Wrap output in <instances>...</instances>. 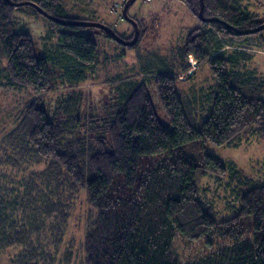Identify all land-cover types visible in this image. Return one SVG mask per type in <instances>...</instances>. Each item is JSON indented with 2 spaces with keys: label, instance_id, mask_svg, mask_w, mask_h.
<instances>
[{
  "label": "trees",
  "instance_id": "trees-1",
  "mask_svg": "<svg viewBox=\"0 0 264 264\" xmlns=\"http://www.w3.org/2000/svg\"><path fill=\"white\" fill-rule=\"evenodd\" d=\"M9 1H32L62 19H86L68 16L61 0H0V62L9 73L4 85L40 94L59 80L84 83L99 61L90 31L96 27L52 20L57 46L41 55L32 35L15 29L13 8L20 5ZM184 1L199 12L200 0ZM203 15L218 20L199 18L178 57L182 72L190 69V56L199 65L208 62L214 82L189 98L178 90L174 63L157 71L154 83L170 125L158 117L144 79L115 75L114 93L97 112L91 107L87 119L72 96L54 111L33 100L0 138V167L22 173L12 187L0 179V252L17 248L12 264H56L82 192L90 206L84 264H264V179L204 149L207 143L264 139V74L246 68L252 54L240 45L264 42V28L237 33L263 24L264 12L249 11L240 0H204ZM194 140L202 143L200 155L185 156L184 146ZM204 175L217 178L216 188L229 189L228 213L202 195L209 189L200 187ZM178 237L223 244L183 263L173 248Z\"/></svg>",
  "mask_w": 264,
  "mask_h": 264
},
{
  "label": "rangeland",
  "instance_id": "rangeland-1",
  "mask_svg": "<svg viewBox=\"0 0 264 264\" xmlns=\"http://www.w3.org/2000/svg\"><path fill=\"white\" fill-rule=\"evenodd\" d=\"M130 0H61L68 16L86 18L83 21L101 22L119 35L133 37L134 26L126 20L123 14L124 6ZM245 8L260 14L264 12V0H240ZM128 14L139 24L138 44L122 45L115 39L105 37L96 28L90 31L95 34L98 45V62L90 72L88 79L79 85H70L57 81L55 88L43 93L29 90L19 92L6 87L4 82L8 78L5 61L0 62V138L13 128L21 113L33 100L48 106L51 111L56 110L69 96L75 98L78 110L87 119L91 107L97 112L100 105L105 103L115 91L114 78L119 75L125 79H144L148 86L156 113L160 120L170 125L169 116L164 111L154 83V75L167 64L174 63V71L178 74L177 87L181 95L192 98L203 87L205 90L214 82L212 71L208 62L200 65L188 58L190 69L182 72L181 60L178 50L182 41L191 28L201 24L199 12L192 11L190 5L184 0H136L128 8ZM80 18V19H81ZM95 21H94V20ZM82 20V19H81ZM13 21L15 29L23 30L32 35L38 54H47L56 49L57 32L52 19L42 14L31 5H20L13 8ZM55 21V20H54ZM136 21V22H137ZM138 24V23H137ZM95 27V26H89ZM102 29V28H99ZM103 30V29H102ZM264 34V30H263ZM256 46L247 48V44L240 43L244 49L252 54L245 62L246 68L257 70L264 74V42L254 40ZM134 46V47H132ZM234 47V46H232ZM142 71H147L143 73ZM150 72V73H149ZM112 77V79H110ZM96 107V108H95ZM202 143L194 140L184 146L185 156L198 157L202 151ZM205 150L215 156L233 161L243 172L256 180L264 179V139L250 136L237 145L217 146L205 144ZM8 166V165H7ZM22 173L17 169L6 166L0 167V178L5 180L8 187L18 182ZM223 186L226 180L223 181ZM218 184L215 176L204 175L200 179V187L209 188L207 194L202 193L205 199H212L222 214L228 213L226 196L229 189L216 188ZM201 189V188H200ZM17 192V191H16ZM90 206L84 193L77 198L72 209L71 219L65 228L64 238L59 247L56 264H84L83 240L89 221ZM52 226L50 227V230ZM49 234V233H48ZM222 243L215 240L210 247L206 240L192 241L185 238H176L173 243L174 250L183 263L200 260L207 257L212 250ZM17 248L6 247L0 252V264H12V256Z\"/></svg>",
  "mask_w": 264,
  "mask_h": 264
},
{
  "label": "water",
  "instance_id": "water-1",
  "mask_svg": "<svg viewBox=\"0 0 264 264\" xmlns=\"http://www.w3.org/2000/svg\"><path fill=\"white\" fill-rule=\"evenodd\" d=\"M136 0H130L123 9V14L126 20L130 21L133 26H134V35L131 39H125L123 37H121L118 33H116L114 30H112L111 28H109L107 25L101 23V22H92V21H83V20H67V19H62V18H58L55 16H52L51 14L47 13L46 11H44L41 7H39L36 3L32 2V1H24V2H20V3H12L13 5H32L34 6L39 12H41L42 14L46 15L47 17L51 18L52 20H55L57 22H60L62 24H73V25H79V26H95V27H99L102 28L103 30H105L113 39H115L117 42L121 43L122 45H134L137 40H138V35H139V28H138V24L136 22L135 19H133L132 17L129 16L128 14V8L131 4H133ZM203 8H204V0H200V10H199V18L205 22H211V21H217V18H211V17H206L203 15ZM264 28V23L261 24L260 26H258L257 28H253V29H249V30H238L237 33L239 34H243V33H254L257 32L261 29Z\"/></svg>",
  "mask_w": 264,
  "mask_h": 264
},
{
  "label": "bare ground",
  "instance_id": "bare-ground-1",
  "mask_svg": "<svg viewBox=\"0 0 264 264\" xmlns=\"http://www.w3.org/2000/svg\"><path fill=\"white\" fill-rule=\"evenodd\" d=\"M191 59H192V62L196 64L195 59L193 57Z\"/></svg>",
  "mask_w": 264,
  "mask_h": 264
},
{
  "label": "flooded vegetation",
  "instance_id": "flooded-vegetation-1",
  "mask_svg": "<svg viewBox=\"0 0 264 264\" xmlns=\"http://www.w3.org/2000/svg\"><path fill=\"white\" fill-rule=\"evenodd\" d=\"M128 39V38H127Z\"/></svg>",
  "mask_w": 264,
  "mask_h": 264
}]
</instances>
